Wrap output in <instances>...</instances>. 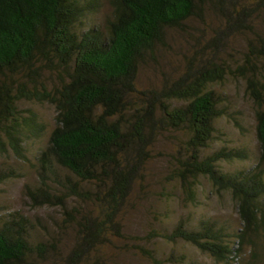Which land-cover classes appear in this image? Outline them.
Segmentation results:
<instances>
[{
	"label": "trees",
	"instance_id": "obj_1",
	"mask_svg": "<svg viewBox=\"0 0 264 264\" xmlns=\"http://www.w3.org/2000/svg\"><path fill=\"white\" fill-rule=\"evenodd\" d=\"M103 1L0 0V154L26 162L25 144L44 131L21 102L54 108L55 127L35 158L36 182L24 186L25 196L32 208H58L63 229H74V244L59 264H95L88 255L106 242L110 229L117 230L115 218L143 177L153 140L162 132L183 131L175 180L192 203L199 177L217 192H230L242 228L235 235L237 247L208 221L191 230L179 221L162 237L191 243L228 264L244 245L255 248L258 234H264V33L253 28L264 0H107L111 12L103 26L88 27ZM208 10L222 24L194 49L183 72L159 88L138 90L140 67L167 45L169 32L203 21ZM247 32L252 37L242 61L231 67L220 57V39ZM226 77L246 81L259 145L255 165L233 173H222L217 164L246 158L243 150L201 155L225 114L213 86ZM19 176L12 164L0 166V183ZM86 202L100 207L98 216L78 209ZM35 229L20 211L0 213V264H52L59 244L36 236ZM149 264L194 263L170 255Z\"/></svg>",
	"mask_w": 264,
	"mask_h": 264
},
{
	"label": "rangeland",
	"instance_id": "obj_2",
	"mask_svg": "<svg viewBox=\"0 0 264 264\" xmlns=\"http://www.w3.org/2000/svg\"><path fill=\"white\" fill-rule=\"evenodd\" d=\"M110 12L109 3L104 0L99 10L89 16L87 26H103ZM255 18L253 28L257 33H264V12ZM221 24L219 17L208 10L203 21L191 20L183 31H170L167 45L156 50L153 61L140 67L135 81L136 88H159L163 82L177 78L194 49L205 45ZM250 37L252 34L247 32L221 38L223 48L220 57L231 67L240 64L246 40ZM213 87L223 98L225 114L216 120L214 134L202 149L201 155L205 157L223 148L243 150L246 158L220 161L217 168L222 173L249 170L258 161L259 145L255 105L245 91L246 81L239 77H226ZM19 107L35 112L44 131L38 138L25 144L26 162L17 161L9 152L0 154V166L12 164L20 174L18 178L0 183V213L20 211L36 223V236L55 238L59 244V256L51 262L59 264L74 244V229H63L58 208H32L24 192L26 184L36 182L35 158L46 146L49 134L55 127V111L46 103L21 102ZM185 137L183 131H166L153 140L143 177L135 184L126 204L115 218L117 230L113 228L108 231L106 242L89 253L88 263L149 264L151 258L164 259L172 255L182 256L194 264H222L209 254L200 252L191 243L181 240L169 242L162 237L169 234L179 221H184L189 230L196 229L201 221L214 222L217 228L231 236L232 247H237L235 235L242 226L237 204L230 192H217L206 177H199L194 193L195 201L192 203L175 180L172 173L174 157ZM77 207L82 213L87 212L93 217L100 212V207L92 202L80 203ZM60 227L62 232L58 230ZM233 259L228 264H264V234H258L255 248L244 245L240 255Z\"/></svg>",
	"mask_w": 264,
	"mask_h": 264
}]
</instances>
